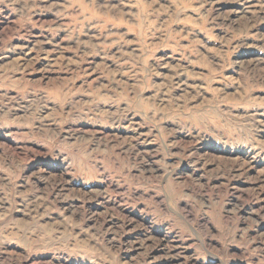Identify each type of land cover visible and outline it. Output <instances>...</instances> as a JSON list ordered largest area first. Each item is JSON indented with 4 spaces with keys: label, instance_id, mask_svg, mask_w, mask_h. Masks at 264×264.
<instances>
[{
    "label": "rangeland",
    "instance_id": "374dc122",
    "mask_svg": "<svg viewBox=\"0 0 264 264\" xmlns=\"http://www.w3.org/2000/svg\"><path fill=\"white\" fill-rule=\"evenodd\" d=\"M0 264H264V0H0Z\"/></svg>",
    "mask_w": 264,
    "mask_h": 264
}]
</instances>
